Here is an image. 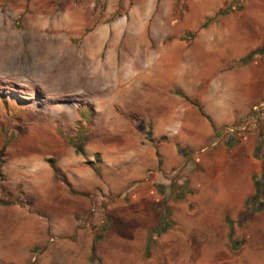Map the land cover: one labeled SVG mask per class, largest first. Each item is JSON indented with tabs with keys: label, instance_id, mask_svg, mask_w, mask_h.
Segmentation results:
<instances>
[{
	"label": "rangeland",
	"instance_id": "rangeland-1",
	"mask_svg": "<svg viewBox=\"0 0 264 264\" xmlns=\"http://www.w3.org/2000/svg\"><path fill=\"white\" fill-rule=\"evenodd\" d=\"M248 1L0 0V208L59 214L65 201L39 197V185L61 182L73 193L69 183L78 184L87 188L73 194L88 202L90 264H102L97 250L108 231L116 237L105 247L115 255L111 264H264V206L237 227L235 214L220 200L228 188L220 182L237 175L226 170L233 167L226 150V165H213V150L232 136L223 128L213 144L189 139L184 141L192 145H184L153 136L151 128L152 113L168 109L176 117L174 100L203 114L207 102L222 99L224 80L242 66L235 64L240 58L221 66L217 52L250 47L258 37L255 26L264 28V12L246 11L238 24ZM102 31L94 47L90 39ZM263 58L247 64L246 83L234 91L249 103L247 115L259 103L248 100L261 81ZM103 65L110 83L98 87ZM247 115L238 122L243 131L233 137L239 141L251 133L257 147L264 142V109L249 121ZM254 151L261 171L252 175V184L264 174V147L257 156ZM133 194H143L144 201L130 203ZM124 209L158 220L165 214L166 230L147 231L135 261L118 238L127 229L133 236L140 217L120 223ZM229 225L232 243L225 235ZM83 248L76 243L78 255ZM65 255L35 251L29 264H65Z\"/></svg>",
	"mask_w": 264,
	"mask_h": 264
},
{
	"label": "crops",
	"instance_id": "crops-1",
	"mask_svg": "<svg viewBox=\"0 0 264 264\" xmlns=\"http://www.w3.org/2000/svg\"><path fill=\"white\" fill-rule=\"evenodd\" d=\"M254 2L251 0L245 4L237 19L238 24H240V15H245L246 11L264 12V4L263 6H258ZM253 32L258 37L251 42L250 47L246 49H232V51H229L230 48H223L217 52L216 58L219 59L218 61L221 66H226L229 59L241 58L251 49L264 45V28H261V25L257 24ZM260 57H264V54ZM249 66L238 67L229 73L231 76L224 80L226 81L224 82L222 94L224 98L207 102L205 108H202L203 114L207 119L202 117L196 108L182 99L174 100V107H177V110H172V113H175L176 117L170 118L171 111L168 109L160 112L158 115L152 113L151 128L153 136L157 137L163 134V137L176 139L184 145L188 144L184 140L189 139H193L198 145H201V143L213 144L215 136L219 134L221 129L233 125L237 126L239 120L248 113L247 105L249 103L247 104L244 101L243 96L240 99L234 91L237 88H242V85L246 83L245 79L248 75L246 69ZM179 79L182 80V77L179 76ZM226 90H232V95H227L228 99H225ZM254 92L255 96L248 100V102H260L263 99L264 69L261 72V81ZM255 147V137L251 133L239 139V141L229 148H227L226 144L222 145L220 143H216L214 146L213 151L216 152V156L213 158V165H226V159L223 154L225 150L233 158V160H231L232 158L230 159L231 163L233 162V167H227L226 170L233 172L232 174L237 176L234 180L220 182L222 183L221 187H228L227 195L224 196L226 198L220 200L225 204V210H228L231 214H235L234 218H231L234 222L238 214L244 211L245 200L254 193V186L251 183L252 175L261 171L260 163L252 159ZM143 171L144 169L142 168L140 172L142 173ZM67 173H71L70 170ZM247 177L249 182H247ZM129 181V178L125 176L122 184L126 186ZM69 186L71 190H74L72 192L75 194L85 193L84 191L87 190V188L84 189V186L78 184L69 183ZM38 191L39 197L45 198L48 195H54L64 200L67 206L62 209L61 213L54 215H50L49 213L40 215L32 212L29 213L23 207H16V210L0 208V264H29L35 251L41 253L43 256H56V254L62 251V253L66 254L65 264H72V262L73 264H78L79 262L81 264H90L88 260L93 246V234L88 228L90 222H87L89 220L86 212L87 199L73 193H68L67 187L61 182L39 185ZM143 196V194H133L129 198V202H134L135 199L137 201L142 200L143 202ZM126 205H124V208H127ZM124 210L119 216L120 223L128 221L129 216L134 215L137 217L138 215L140 217L141 227L134 230L135 234L133 236V232H130V229L126 230V236L119 237L118 235V244L127 246L121 250L125 251L127 258H132L135 261L138 252L146 247L147 231L154 230L159 220L157 216L153 219L143 212L131 214L130 211ZM84 218L86 222H83ZM11 224H14L16 227L13 228ZM227 233L228 230L225 233L226 236ZM104 235L105 238L100 246L101 248H99L100 250H97V254L102 258V264H111L115 260V255L108 254L109 251L107 250L106 252L105 247L107 239L111 237L115 239L116 237L113 232L110 233L109 231L105 232ZM115 241L113 240V242ZM59 242L63 244L60 245ZM76 243L84 246L81 255H78Z\"/></svg>",
	"mask_w": 264,
	"mask_h": 264
},
{
	"label": "trees",
	"instance_id": "trees-1",
	"mask_svg": "<svg viewBox=\"0 0 264 264\" xmlns=\"http://www.w3.org/2000/svg\"><path fill=\"white\" fill-rule=\"evenodd\" d=\"M263 54H264V45L259 46L253 50H250L244 57L237 60L235 62V64L238 66L247 65V64L253 62L255 58H257ZM199 113L202 117H204L202 112L199 111ZM237 141L238 140L235 139L234 137L228 138L226 140L227 148L234 145ZM262 147H264V142L261 141L257 144V147L255 148V151H254L255 156H257V153L260 151V149ZM253 185H254L253 195H251L250 197H248L245 200V202H244L245 209L243 212L238 214V216L236 218L235 224L237 227L243 226V224L245 222H247V220L249 219L250 214L255 213V212H259L260 210H262V208L264 206V202L262 201V200H264V174L261 175V177L258 181H254ZM164 217H165V214H162L160 216L159 223H158L157 227L154 230H152L153 233L161 234L166 230L167 226H165L163 224ZM149 233H150V231H149ZM227 238H228L229 242L232 241V227H231V225H229V227H228Z\"/></svg>",
	"mask_w": 264,
	"mask_h": 264
},
{
	"label": "bare ground",
	"instance_id": "bare-ground-1",
	"mask_svg": "<svg viewBox=\"0 0 264 264\" xmlns=\"http://www.w3.org/2000/svg\"><path fill=\"white\" fill-rule=\"evenodd\" d=\"M65 22V21H64ZM102 37H103V31L102 32H100L99 33V35L94 39V37L92 38V39H90V42H92L93 43V46L94 47H96L98 44H99V42L101 41V39H102ZM93 40V41H92ZM88 50V49H87ZM36 53H38V52H36ZM1 54V53H0ZM37 56L38 57H36L37 59H36V62H39V61H41L42 59V56H40V55H38L37 54ZM4 57V56H3ZM3 57H0V59H3ZM87 58H88V56H87ZM88 62H89V58H88V60H87ZM5 63H7L6 61H5ZM86 63V62H85ZM94 63H95V61H94ZM0 65H1V60H0ZM7 65V67H9V64L7 63L6 64ZM96 65V64H95ZM4 66V65H3ZM79 66V65H78ZM85 66H86V64H85ZM104 66V65H103ZM88 69V68H87ZM98 70V69H97ZM87 72V70H86V68L84 67V75H85V77H86V74L87 75H89L88 74V72ZM91 72V71H90ZM98 72L99 71H96L95 73L96 74H98ZM103 74H101L100 75V72H99V74H98V78H96V82H95V84L99 87V86H102V85H106V84H109L110 83V79H109V77H107V76H109V74L106 76V72H108L107 71V68H106V66H104V69H103ZM96 76V75H95ZM94 76V77H95ZM89 77H90V75H89ZM94 77H91V79L92 78H94ZM86 78H88V77H86ZM93 80H95V79H93ZM116 81V80H115ZM99 91H101L100 89H99Z\"/></svg>",
	"mask_w": 264,
	"mask_h": 264
},
{
	"label": "built area",
	"instance_id": "built-area-1",
	"mask_svg": "<svg viewBox=\"0 0 264 264\" xmlns=\"http://www.w3.org/2000/svg\"><path fill=\"white\" fill-rule=\"evenodd\" d=\"M264 109V97L263 99L257 104V105H252L250 110H249V114L247 115V119L246 121L251 120L253 117H256L258 112L260 110ZM244 126L241 124H238L237 126H232V127H227L224 128L223 133L226 134L227 136H232L239 131H243ZM222 136V134H220V137ZM230 137V138H232Z\"/></svg>",
	"mask_w": 264,
	"mask_h": 264
}]
</instances>
